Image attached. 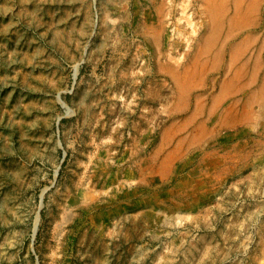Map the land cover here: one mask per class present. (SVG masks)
<instances>
[{
    "label": "rangeland",
    "instance_id": "374dc122",
    "mask_svg": "<svg viewBox=\"0 0 264 264\" xmlns=\"http://www.w3.org/2000/svg\"><path fill=\"white\" fill-rule=\"evenodd\" d=\"M0 264H264V0H0Z\"/></svg>",
    "mask_w": 264,
    "mask_h": 264
}]
</instances>
